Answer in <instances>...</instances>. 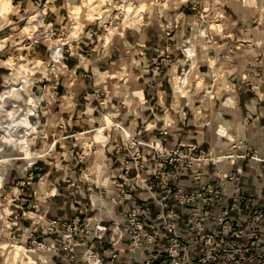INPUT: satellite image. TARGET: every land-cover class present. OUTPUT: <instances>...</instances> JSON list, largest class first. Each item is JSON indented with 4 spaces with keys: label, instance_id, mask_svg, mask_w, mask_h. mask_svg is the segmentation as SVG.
Returning <instances> with one entry per match:
<instances>
[{
    "label": "clouds",
    "instance_id": "obj_1",
    "mask_svg": "<svg viewBox=\"0 0 264 264\" xmlns=\"http://www.w3.org/2000/svg\"><path fill=\"white\" fill-rule=\"evenodd\" d=\"M27 2L30 9L39 7ZM61 8L67 9L66 16L61 15ZM189 8L196 13L191 36L166 49L183 53V59L177 58L171 68L174 79L168 98L157 95L153 104L139 86L133 92L130 85H118L99 106H93L98 89L81 99V92L87 90L71 77L65 81V94L56 93L55 78L66 67L61 64L65 45L70 53L81 44H95L90 65L93 74L100 76L95 81L99 85L109 74L97 72V61L126 42L128 29L133 30V39L135 33L156 25L161 31L182 29L190 19L184 15ZM20 12V3L0 0V69L7 70V75L0 73V264H152L151 255L144 253L156 250V238L138 229L133 215L124 210L130 202L115 182L118 173L106 153L127 150L137 158V164L128 167L138 166L140 148L154 160L170 158L174 146L166 147L153 133L177 136L181 125L188 123L185 107L197 116L195 134L202 138L195 146L186 142L182 162L198 160V174L214 173L213 179L233 189L242 184L247 189L249 181L264 183V73L256 71L264 67L259 59L264 56V0H62L59 7L57 0H44L42 9L31 14L22 29L18 20L25 17ZM49 13L60 21V36L49 40L44 58L37 59L32 34L40 27L46 32L54 28ZM45 16L48 23L38 20ZM162 19L167 23H161ZM183 35L179 30L178 37ZM237 36L240 49L233 51ZM217 39L223 43L217 44ZM216 48H227L229 58L209 57ZM198 64L209 66L214 82L197 74ZM182 66L189 67L176 75ZM45 79L51 81L50 86L34 94L33 85ZM9 101L18 103L7 110ZM97 112L99 116L94 115ZM147 112L154 118L145 116ZM64 114L69 119H63ZM73 115L80 125H87L86 131L68 134L77 123ZM137 121L143 123L142 128ZM204 143L211 145L209 151L202 157L196 155ZM75 148H81V153L74 154ZM41 162L55 169L56 179L48 181L45 176L32 184L30 170ZM81 164L82 174L77 175ZM60 180L90 186L92 215L83 229L46 227L51 223L48 213L61 195ZM25 196L34 198V212L21 207ZM81 196L85 197L83 191ZM24 221H31L27 228ZM25 233H29L27 239ZM181 251L176 246L169 253V264H183ZM257 256H264V249ZM246 259L249 264H260L255 256Z\"/></svg>",
    "mask_w": 264,
    "mask_h": 264
},
{
    "label": "built area",
    "instance_id": "obj_2",
    "mask_svg": "<svg viewBox=\"0 0 264 264\" xmlns=\"http://www.w3.org/2000/svg\"><path fill=\"white\" fill-rule=\"evenodd\" d=\"M187 150L181 143L172 147L170 158L155 160L140 150L135 167L149 168L153 179L143 183L146 196L125 211L138 229L156 238V250L144 255H151L152 264H169V253L180 246L183 264H249L246 258L254 256L264 264V256H257L264 249V214L259 209L264 186L255 196L244 193L242 186L201 182L199 161L180 159ZM196 155L204 152L198 149ZM132 159L136 165L137 158ZM184 175L190 182H181Z\"/></svg>",
    "mask_w": 264,
    "mask_h": 264
},
{
    "label": "crops",
    "instance_id": "obj_3",
    "mask_svg": "<svg viewBox=\"0 0 264 264\" xmlns=\"http://www.w3.org/2000/svg\"><path fill=\"white\" fill-rule=\"evenodd\" d=\"M184 15L189 17L187 24L179 30L184 32L183 37H178V29L173 27L166 31H161L159 26L156 25L151 28L142 29L141 32L135 33V39H133V30L128 29V38L125 43L118 44L117 48L111 49L109 56L105 57L103 60H99L96 63L97 72L99 74L107 72L109 75L104 80L100 82L99 85L95 84L96 80L100 79L98 74H93L91 70L90 61L94 57L91 49L95 46H85L81 44L78 48H73L71 52L64 57L65 67V79L63 83L59 86L63 96L65 94V81L71 77L72 80H79V86L81 89L86 88V92H81V99L83 95L97 93L98 98L92 100L93 106H99L100 102L107 98L109 92H112L118 85H124L125 87L131 86V90L134 92L138 90L139 86L145 93L146 99L150 100L153 104L156 103L155 97L159 95L163 98H168L172 93L173 87V77L170 75L171 68L177 63V58L183 59V53L177 51L175 53L168 52L166 49L175 48L177 43L182 40H188V34H192L191 24L194 22L193 17L190 13L184 12ZM161 23H167L166 20L162 19ZM190 29V30H189ZM239 38H237L238 40ZM89 50V55H84L85 50ZM164 53L161 55V53ZM209 57L217 56L224 58L225 60L229 58V53L227 50L211 51L208 53ZM139 62V63H137ZM87 66V67H86ZM189 66H182L176 69V75H182V73ZM221 67V66H218ZM198 75L203 74L206 80H211L214 73L210 72L209 66L206 64H198ZM157 71H159V76H157ZM121 76H126V79H120ZM148 83H145V82ZM235 83V80H234ZM107 89V91H105ZM104 95V97H99ZM113 104H117V100H112ZM199 105H197L198 107ZM82 106H78L81 108ZM187 113L188 123L187 125H181V130L177 136L162 134L160 131L153 133L156 139H163L166 143L165 146L169 145L176 146L178 144H198V141L202 138L200 135H196L197 130V116L191 112L187 107L183 109ZM159 113V110H157ZM94 115L99 116L100 113H94ZM150 120L154 118L151 112L144 113ZM63 119H69L67 114H64ZM73 121H77L76 125L69 129L68 134H78L80 132L86 131L87 125H80L78 123V116L73 115L71 117ZM140 127H143L141 121H137ZM98 126V125H97ZM144 139H149L147 134H144ZM49 142H52V137H49ZM74 143V142H73ZM211 145L209 143H204L199 149L202 152L209 151ZM57 150H60V145L57 144ZM145 153L144 148H140ZM81 148H75L74 154H80ZM106 155L113 162L112 167L116 170L118 175L115 177V182L117 186L121 187L125 200L130 202L124 210L130 208V206L137 204L146 196V191L143 183L152 180L151 171L149 168H137L128 167L135 165L134 161L126 160L127 154L124 149H117L113 152L106 153ZM148 155V154H146ZM150 156V155H148ZM128 158V156H127ZM155 163V162H154ZM128 165V166H126ZM84 165H78L76 169L77 175L82 174V169ZM53 173L52 175H48ZM214 173L209 174L205 171L201 176V182H216L212 176ZM47 176L48 181H53L56 179L55 169L49 168L48 165L40 163L36 168L30 170V180L32 184L39 183L42 177ZM139 178V179H138ZM18 183H22V180H18ZM153 182H156L153 180ZM181 182H190V177L184 175L181 177ZM121 184V186L119 185ZM247 189L242 184L243 192L251 195H258L264 183L252 184L251 181L248 182ZM134 189V191H131ZM130 191V195H126L125 191ZM27 192L28 189L26 188ZM59 191L61 193L60 197L55 200V207L52 211L48 213L47 220L51 221L54 219H72L80 217V219L89 218V201L93 200L94 197L88 195L90 192V186L75 184L70 185L64 180L59 181ZM85 193V197L81 196V192ZM25 203L21 207L25 210L35 211L32 207L33 197L25 196L23 197ZM29 223V221H24V224ZM46 227L49 230L50 226ZM264 235V229H263Z\"/></svg>",
    "mask_w": 264,
    "mask_h": 264
},
{
    "label": "rangeland",
    "instance_id": "obj_4",
    "mask_svg": "<svg viewBox=\"0 0 264 264\" xmlns=\"http://www.w3.org/2000/svg\"><path fill=\"white\" fill-rule=\"evenodd\" d=\"M60 2H62V0H57V7H59V3ZM12 3H13V5H15L17 3H20V7H21L20 15L25 17L24 20H18V25L22 29V28L26 27L27 18L31 14H33L35 11H38V10L42 9L44 0H31L32 4L39 6L37 8H32V9L29 8V4H28L27 0H12ZM60 13H61L62 16H66L67 15V9L61 8L60 9ZM186 13H190L193 18L196 15L195 11L192 10L191 8H189L186 11ZM49 15L52 16V18H53L54 28L51 29V30H48L46 32L43 27H40V28L37 29V31L35 33L32 34V39H33V42H34V45H35L33 54L36 56L37 59H43L44 58V53L47 51L48 41L49 40H53V39H58L59 36H60L59 31H57V29H59V27H60V21L55 17V14L49 13ZM10 18L13 19L14 21L17 20V17H15V16H11L10 15ZM38 20H43L44 23H48L49 22L47 16L38 17ZM193 21H194V19H193ZM122 22L123 21H121V23ZM33 23H35V21ZM8 31H11V30L8 29ZM189 37H190V34H188V38ZM237 38H239V36H237ZM93 41H97V37L96 36L93 37ZM216 43L217 44H221V43H223V41L220 40V39H217ZM234 43H235V48L232 49V50L233 51H239V49H240L239 39L236 40ZM67 47L68 46L65 45L64 48L62 49V52H61V64H63V65H64V60H65L64 57L68 54V52L64 50V49H67ZM216 49L220 50L219 48H216ZM223 50H227V52L229 53L228 56H230V52H229V50L227 48H225ZM88 51L89 50L86 49L85 52H84V55H89ZM259 59L264 61V56L260 57ZM233 63L235 64L236 62L233 61ZM256 71L264 73V67H257ZM0 73H3L4 75H7V70L0 69ZM37 75H39V74H37ZM65 76L66 75H65V68H64L58 73V76L55 78L58 81L57 84H56V93L59 94L60 96L62 95V92H61L59 86H61L60 84L63 83V81L65 79ZM214 76H215V73L211 77L210 81L214 82ZM233 83H234V80H233ZM50 84H51L50 80H47V79L38 80L37 83L35 85H33V93L36 94V95L41 94L40 90L49 87ZM99 97L102 98V97H104V95H100ZM14 103H18V102L9 101L6 104L7 110H11L12 104H14ZM126 154L128 156V158H127V156H125L126 160L133 161L132 157L134 155L129 153L127 150H126ZM216 182H218V181H216ZM124 191L126 193V190H124ZM263 196H264V193H263ZM259 205L261 207V208H259L260 211H262V213L264 214V201H262V203H260ZM153 211L155 212L156 209H153ZM89 218H90V215H89ZM89 218L82 219V220L80 219V217L72 218L70 220H68V219H60V220L54 219V220H51V223L47 224V226H50V229H52V230H55L57 225L61 226L63 229L69 230V231L77 229V228L83 229L85 227L86 223L88 222ZM30 223H31V221H29V223L24 224L25 228H27ZM263 226H264V223H263ZM28 235H29V233H25V239H27ZM263 238H264V235H263ZM77 239H79V237H77Z\"/></svg>",
    "mask_w": 264,
    "mask_h": 264
}]
</instances>
